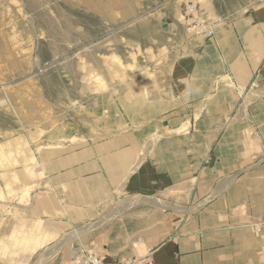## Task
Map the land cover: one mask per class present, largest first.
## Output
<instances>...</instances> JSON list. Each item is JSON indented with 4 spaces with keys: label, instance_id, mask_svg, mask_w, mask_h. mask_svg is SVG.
<instances>
[{
    "label": "crops",
    "instance_id": "0c3cea01",
    "mask_svg": "<svg viewBox=\"0 0 264 264\" xmlns=\"http://www.w3.org/2000/svg\"><path fill=\"white\" fill-rule=\"evenodd\" d=\"M200 13L213 34L178 40L164 88L182 97L165 128L186 132L118 129L41 158L43 217L90 221L116 197L147 198L102 227L94 251L107 260L143 248L153 264H264V0L238 14L203 0Z\"/></svg>",
    "mask_w": 264,
    "mask_h": 264
},
{
    "label": "rangeland",
    "instance_id": "374dc122",
    "mask_svg": "<svg viewBox=\"0 0 264 264\" xmlns=\"http://www.w3.org/2000/svg\"><path fill=\"white\" fill-rule=\"evenodd\" d=\"M207 1L238 14L260 0ZM186 34L206 37L186 28L172 0H0V264H71L96 251L104 225L147 199L116 197L90 221L43 217L41 158L118 129L148 127L157 142L186 132L166 130V106L182 97L164 89L170 55ZM185 96L197 101L193 89Z\"/></svg>",
    "mask_w": 264,
    "mask_h": 264
},
{
    "label": "built area",
    "instance_id": "2783aa9c",
    "mask_svg": "<svg viewBox=\"0 0 264 264\" xmlns=\"http://www.w3.org/2000/svg\"><path fill=\"white\" fill-rule=\"evenodd\" d=\"M181 3V20L186 28L195 35L210 36L213 30L207 20L200 13V5L203 0H175ZM71 264H153L150 253L122 258L118 261L107 260L103 255L94 250H86L77 255Z\"/></svg>",
    "mask_w": 264,
    "mask_h": 264
},
{
    "label": "bare ground",
    "instance_id": "6f19581e",
    "mask_svg": "<svg viewBox=\"0 0 264 264\" xmlns=\"http://www.w3.org/2000/svg\"><path fill=\"white\" fill-rule=\"evenodd\" d=\"M198 206V205H197ZM197 206H194V208H197ZM199 207H200V205H199ZM184 210V209H183ZM106 219H109V217L107 216L106 218H101L99 221H97V222H103V220L105 221ZM93 228V227H95V226H93L92 224H89V225H87V226H85L84 228H83V230H86V229H88V228Z\"/></svg>",
    "mask_w": 264,
    "mask_h": 264
},
{
    "label": "clouds",
    "instance_id": "9594fccd",
    "mask_svg": "<svg viewBox=\"0 0 264 264\" xmlns=\"http://www.w3.org/2000/svg\"><path fill=\"white\" fill-rule=\"evenodd\" d=\"M191 87V84H189L188 86H186V91H188V89ZM189 95H191V93L189 92ZM246 136H251L252 135V131L251 130H246L245 132Z\"/></svg>",
    "mask_w": 264,
    "mask_h": 264
}]
</instances>
